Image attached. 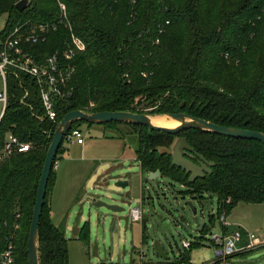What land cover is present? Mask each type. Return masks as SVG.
<instances>
[{
  "label": "trees",
  "instance_id": "trees-1",
  "mask_svg": "<svg viewBox=\"0 0 264 264\" xmlns=\"http://www.w3.org/2000/svg\"><path fill=\"white\" fill-rule=\"evenodd\" d=\"M17 1L0 0V15H7L0 36L24 21L55 22L46 41L29 50L39 62L61 52L70 34L59 21L61 1L85 49L75 54L70 94L56 101L54 120L45 117L30 75H7L0 151L8 134L29 144L26 151L0 159V252L11 242L14 264H28V231L44 157L56 124L68 111H182L218 125L264 133V0H30L22 11L16 9ZM104 125L130 126L137 139L128 145L141 171L158 169L191 198L215 195L218 216L240 201L264 203V144L258 140L200 129L174 135L125 122ZM175 136L185 137L195 152L214 162L210 174L189 182L185 171L171 164L170 154L158 151L168 148ZM54 182L52 167L38 224L39 264H68L65 232L49 216L47 196ZM200 231L206 233L205 224ZM89 236L85 221L78 238L87 242ZM201 237L166 264L189 263Z\"/></svg>",
  "mask_w": 264,
  "mask_h": 264
},
{
  "label": "rangeland",
  "instance_id": "rangeland-1",
  "mask_svg": "<svg viewBox=\"0 0 264 264\" xmlns=\"http://www.w3.org/2000/svg\"><path fill=\"white\" fill-rule=\"evenodd\" d=\"M6 18L5 13L0 15V31ZM76 128L82 140H64L54 164L52 200L50 192L47 196L52 222L65 231L68 264H166L183 252L182 240L193 241L199 236L202 244L191 251L189 263L184 264H264V203L238 202L226 214L229 225L220 226L215 195L191 198L180 193L184 189L181 184L167 177L146 180L148 172L141 171L133 147L128 145L133 146L137 139L130 126L108 128L81 122ZM119 133L125 140L118 138ZM117 181L126 182V186H116ZM189 200L195 212L186 204ZM94 201L124 210L112 212L94 206ZM131 206L142 211L140 221L131 220ZM84 221L90 224L87 242L77 236ZM203 224L205 234L200 231ZM235 231L240 234L236 245L243 249L225 259L216 257L211 237ZM249 234L259 241L251 248L246 247Z\"/></svg>",
  "mask_w": 264,
  "mask_h": 264
},
{
  "label": "built area",
  "instance_id": "built-area-1",
  "mask_svg": "<svg viewBox=\"0 0 264 264\" xmlns=\"http://www.w3.org/2000/svg\"><path fill=\"white\" fill-rule=\"evenodd\" d=\"M59 21L65 22L69 29V43L61 52H54L43 57L39 62L35 53L29 50L33 45L45 42L48 34L56 27L55 22H36L24 21L16 24L11 31L0 36V121L7 105V75L8 73H23L30 75L38 88L44 115L50 120L56 117V101L67 97L70 94V80L75 72L74 57L79 51L85 49L84 42L72 31L68 22L65 4L58 1ZM64 140H82L81 131L77 128H71ZM28 143H22L12 134H8L3 147L0 151V159L8 157L14 152L26 151ZM130 217L132 221H140L142 211L139 207L131 206ZM220 226H228L226 214L222 212L219 215ZM18 225L15 224V227ZM223 233V232H222ZM216 249V257L225 259L243 249L237 247L240 240V234L235 231L231 235H215L211 237ZM258 238L249 234V243L247 248L258 244ZM183 248L190 246V241L182 240ZM14 245L8 242L0 252V264H14ZM161 264V263H154Z\"/></svg>",
  "mask_w": 264,
  "mask_h": 264
},
{
  "label": "water",
  "instance_id": "water-1",
  "mask_svg": "<svg viewBox=\"0 0 264 264\" xmlns=\"http://www.w3.org/2000/svg\"><path fill=\"white\" fill-rule=\"evenodd\" d=\"M29 4L30 0H18L15 3V7L19 11H22L27 8ZM183 105L184 101H182L180 107H183ZM155 115H166L175 119L178 123L172 127L156 125L152 122V117ZM77 120H82L90 124H105L111 121H115L145 125L149 129L163 131L174 135L186 129H200L211 131L215 134L227 137L255 139L264 144L263 132L218 125L205 119L191 116L187 112L182 111L164 114L134 113L130 111H68L56 124L55 129L51 134V141L44 157L41 174L36 188L35 202L32 209V216L28 231V264H39L37 251L38 224L42 212L48 179L51 169L52 167H54L53 164L55 161V157L61 143L64 140V136L71 129L72 124ZM158 151L161 154L169 153L171 156V164L184 170L185 173L189 176V182H193L198 177H204L205 174H210L211 167L214 165V162L206 160L201 154L195 152L194 148L188 144L185 137L175 136L168 148H158ZM186 153H188L190 156H196L199 162L195 163L190 158L184 156V154ZM159 175L160 174L158 169L154 172H149L146 180L154 179ZM115 185L118 187H124L126 186V182L117 181ZM92 204L96 207H105L112 212H119L124 210L123 207H120L116 204L106 203L102 201H94ZM186 204L192 209L193 212H195V207L192 204L191 200L186 201Z\"/></svg>",
  "mask_w": 264,
  "mask_h": 264
},
{
  "label": "bare ground",
  "instance_id": "bare-ground-1",
  "mask_svg": "<svg viewBox=\"0 0 264 264\" xmlns=\"http://www.w3.org/2000/svg\"><path fill=\"white\" fill-rule=\"evenodd\" d=\"M152 122L156 125H162L167 127L175 126L178 122L166 115H155L152 117Z\"/></svg>",
  "mask_w": 264,
  "mask_h": 264
},
{
  "label": "crops",
  "instance_id": "crops-1",
  "mask_svg": "<svg viewBox=\"0 0 264 264\" xmlns=\"http://www.w3.org/2000/svg\"><path fill=\"white\" fill-rule=\"evenodd\" d=\"M81 142V141H80ZM55 185H56V171H55V182H54V185H53V188H52V191L54 190V188H55ZM51 191V200H52V195H53V192ZM51 216H52V218H53V210H52V203H51ZM85 222V221H84ZM83 222V223H84ZM88 222V221H87ZM89 223V222H88ZM89 226H90V224H89ZM64 230V229H63ZM65 232V231H64ZM77 236H78V233H77ZM89 238H90V236H89Z\"/></svg>",
  "mask_w": 264,
  "mask_h": 264
},
{
  "label": "flooded vegetation",
  "instance_id": "flooded-vegetation-1",
  "mask_svg": "<svg viewBox=\"0 0 264 264\" xmlns=\"http://www.w3.org/2000/svg\"><path fill=\"white\" fill-rule=\"evenodd\" d=\"M179 137H181V136H179ZM184 156L190 158L195 163L199 162V160H198V158H196V156H192V155L190 156L188 153L184 154Z\"/></svg>",
  "mask_w": 264,
  "mask_h": 264
}]
</instances>
